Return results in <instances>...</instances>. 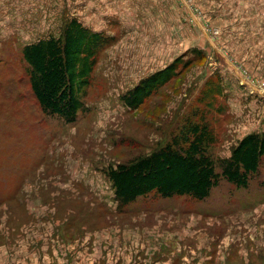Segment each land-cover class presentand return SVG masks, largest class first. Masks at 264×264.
I'll list each match as a JSON object with an SVG mask.
<instances>
[{
    "label": "rangeland",
    "instance_id": "374dc122",
    "mask_svg": "<svg viewBox=\"0 0 264 264\" xmlns=\"http://www.w3.org/2000/svg\"><path fill=\"white\" fill-rule=\"evenodd\" d=\"M27 5L0 0V264H264V155L246 188L221 178L204 199L151 192L122 212L102 173L189 122L207 124L214 160L264 130V0ZM68 17L115 36L70 123L41 111L21 54ZM176 57V77L137 109L123 105ZM209 86L222 94L208 101Z\"/></svg>",
    "mask_w": 264,
    "mask_h": 264
},
{
    "label": "trees",
    "instance_id": "16d2710c",
    "mask_svg": "<svg viewBox=\"0 0 264 264\" xmlns=\"http://www.w3.org/2000/svg\"><path fill=\"white\" fill-rule=\"evenodd\" d=\"M114 41L115 36L94 31L72 17L64 21L58 37L47 36L25 44L21 49L25 71L41 111L68 123L75 121L86 108L83 97L98 56ZM181 62V57H176L140 79L121 94L123 105L129 110L137 109L179 74ZM203 94L210 101L222 94V88L209 86ZM213 141L206 123L189 122L165 146L104 168L102 173L110 182L116 211L122 212L151 192L162 197L204 199L221 178L237 188H246L264 155V130L246 134L231 147L227 157L216 160L208 153Z\"/></svg>",
    "mask_w": 264,
    "mask_h": 264
},
{
    "label": "crops",
    "instance_id": "0c3cea01",
    "mask_svg": "<svg viewBox=\"0 0 264 264\" xmlns=\"http://www.w3.org/2000/svg\"><path fill=\"white\" fill-rule=\"evenodd\" d=\"M26 3H28V5H27V7H30V5L33 3V1L34 0H24ZM70 18H72V17H68V18H66L65 20H67V19H70ZM77 19V18H76ZM64 20V21H65ZM78 20V19H77ZM79 21V20H78ZM79 22H81V21H79ZM82 24H83V22H81ZM63 24H64V22H63ZM63 24H62V26H63ZM84 26H86V27H88V28H90L89 26H88V24H86V23H84L83 24ZM62 26H61V29H62ZM90 29H92V28H90ZM92 30H94V31H101V30H95V29H92Z\"/></svg>",
    "mask_w": 264,
    "mask_h": 264
}]
</instances>
